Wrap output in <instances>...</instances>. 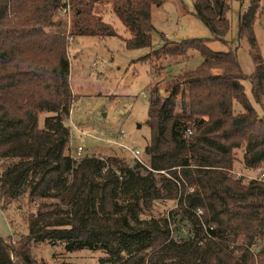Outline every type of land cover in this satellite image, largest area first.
I'll list each match as a JSON object with an SVG mask.
<instances>
[{
    "label": "trees",
    "instance_id": "trees-1",
    "mask_svg": "<svg viewBox=\"0 0 264 264\" xmlns=\"http://www.w3.org/2000/svg\"><path fill=\"white\" fill-rule=\"evenodd\" d=\"M95 1L70 0L74 19L65 33L60 0H0V202L27 194L40 207L54 206L29 213L27 233L12 244L0 236V264H15L10 250L17 264H41L32 246L44 240L65 251H101L108 264H264V180L231 174L239 148L246 169L264 165V115L242 84L248 80L260 103L264 58L253 31L260 0L250 1L238 27L254 64L249 75L235 51L211 50L206 39L162 38L141 58L158 73L190 50L203 58L149 86L145 174L114 156L68 154V37L114 34L91 16ZM164 1L112 0L128 48L151 46V8ZM228 10L225 0H194V15L217 39L229 30ZM41 113L52 115L39 127ZM160 199L177 201L190 219L185 237L174 239L167 217L141 216ZM254 243H262L257 251Z\"/></svg>",
    "mask_w": 264,
    "mask_h": 264
},
{
    "label": "rangeland",
    "instance_id": "rangeland-1",
    "mask_svg": "<svg viewBox=\"0 0 264 264\" xmlns=\"http://www.w3.org/2000/svg\"><path fill=\"white\" fill-rule=\"evenodd\" d=\"M225 1L229 6L226 14L229 30L222 39L214 38L205 23L194 15V0H166L158 6H152L151 21L155 32L151 46L143 48H128L125 45V39L129 38L130 34L114 13L112 0L95 1L91 16L100 17L114 34L76 35L67 40L69 84L73 94L66 120L69 130L68 154L74 155L75 148L79 145L84 150L83 157L95 156L106 161L114 156L128 161L143 174L147 172L148 157L144 153V148L149 140V128L146 124L148 88L155 81L167 78L169 74L194 69L203 60L197 50H190L187 59H178L180 61L170 63L168 72V68H163L158 73L150 60L144 61L141 58L152 49L158 48L162 44V38L173 42L206 39L205 45L211 50H233L237 54L243 73L249 75L254 70V64L246 37H238V27L251 0ZM74 12L72 8L67 14L57 12V17L63 21L65 33L69 31ZM253 31L259 53L264 58V0H260L259 15L254 21ZM242 84L256 111L263 112L261 115H264V94L260 103H256L252 98L248 80L243 79ZM235 107L238 108L237 105ZM48 115L52 114H39V127H42L43 120ZM70 120L80 132L71 126ZM120 129L125 132L122 142L140 150L139 158L143 164L134 161L126 150L109 142L116 139ZM235 156L231 171L234 177L249 180L263 172L264 165L255 170L245 168L241 160V148L235 150ZM3 163L0 160V169ZM66 177L69 180L70 173ZM155 178L159 185L160 175L155 174ZM262 179L264 180V176ZM52 207L54 206L40 207L30 202L27 194L7 203L0 202V236L8 245L12 244L20 235L27 233L29 213ZM60 207L66 208L63 205ZM150 215L154 218L167 217L176 240L185 237L187 231H190V219L179 209L177 201L157 200L152 208L143 211L141 216ZM261 244L254 243L252 249L257 251ZM32 252L41 264H60L62 261L73 264H108L105 261V253L101 251L86 249L65 251L62 245H50L45 240L35 243ZM14 262L15 264L18 262L15 257Z\"/></svg>",
    "mask_w": 264,
    "mask_h": 264
},
{
    "label": "built area",
    "instance_id": "built-area-1",
    "mask_svg": "<svg viewBox=\"0 0 264 264\" xmlns=\"http://www.w3.org/2000/svg\"><path fill=\"white\" fill-rule=\"evenodd\" d=\"M71 10V4H70V0H60V13L62 14H67L69 11ZM68 39H71V37H68ZM69 123L71 124V126L76 129L77 132H80L79 130H77L75 124L73 122H71V120L69 121ZM82 133V132H81ZM186 133H190V131H186ZM125 136V132L123 129H120L118 132H117V137L116 139H113V140H109L110 143H112L113 145L115 146H118L124 150H126L132 157V159L138 163H142L140 161V150L137 149V148H133V147H130L129 145L125 144L124 142H122V139L124 138ZM76 150L74 151V155H70L73 159H80L81 156L83 157V152L84 150L82 149V146H77L75 148ZM143 164V163H142ZM264 176V172L260 173L258 177L254 178V179H257V180H263Z\"/></svg>",
    "mask_w": 264,
    "mask_h": 264
},
{
    "label": "water",
    "instance_id": "water-1",
    "mask_svg": "<svg viewBox=\"0 0 264 264\" xmlns=\"http://www.w3.org/2000/svg\"><path fill=\"white\" fill-rule=\"evenodd\" d=\"M10 253H11V259L13 260V262H14V255H13V252H12V250H10ZM15 263V262H14Z\"/></svg>",
    "mask_w": 264,
    "mask_h": 264
},
{
    "label": "crops",
    "instance_id": "crops-1",
    "mask_svg": "<svg viewBox=\"0 0 264 264\" xmlns=\"http://www.w3.org/2000/svg\"><path fill=\"white\" fill-rule=\"evenodd\" d=\"M102 21V20H101ZM103 22V21H102ZM263 112H261V113H258L260 116H262L261 114H262ZM263 172H264V170H263ZM262 173V172H261Z\"/></svg>",
    "mask_w": 264,
    "mask_h": 264
}]
</instances>
